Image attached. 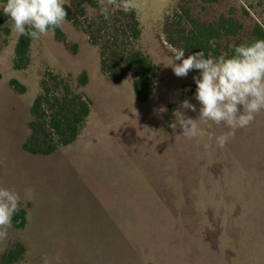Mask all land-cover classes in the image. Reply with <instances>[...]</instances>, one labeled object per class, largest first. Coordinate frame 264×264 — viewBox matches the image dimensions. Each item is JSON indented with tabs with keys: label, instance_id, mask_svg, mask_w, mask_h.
Wrapping results in <instances>:
<instances>
[{
	"label": "rangeland",
	"instance_id": "obj_1",
	"mask_svg": "<svg viewBox=\"0 0 264 264\" xmlns=\"http://www.w3.org/2000/svg\"><path fill=\"white\" fill-rule=\"evenodd\" d=\"M118 1L106 21L87 1L80 8L77 0H63L80 26L65 20L62 40L54 31L35 40L21 70L15 68L20 35L10 19L0 25V187L18 192L19 210L32 218L28 229L12 225L0 241V264L16 243L27 252L15 264L44 258L50 264H264V110L223 149L207 136H175L181 130L174 134L169 123L182 100L197 103V73L178 78L167 67L173 46L165 33V24L187 11L205 24L234 18L243 30L222 47L246 43L256 25L264 29V0H133L142 29L134 42L120 35L129 17ZM116 50H139L157 65L146 103L133 88L137 72L102 70ZM46 73L66 78L91 101L77 140L49 156L22 150ZM161 106L168 109L162 115ZM198 124L214 137L229 131L212 121Z\"/></svg>",
	"mask_w": 264,
	"mask_h": 264
},
{
	"label": "clouds",
	"instance_id": "obj_2",
	"mask_svg": "<svg viewBox=\"0 0 264 264\" xmlns=\"http://www.w3.org/2000/svg\"><path fill=\"white\" fill-rule=\"evenodd\" d=\"M99 14L110 21L114 0H98ZM120 8L125 13L133 10V0H119ZM3 14L10 17L13 30L31 40H39L49 31H55L68 16L63 0H6L0 5ZM171 67L178 78H186L190 72L195 84L192 103L189 99L180 102L173 113L175 119L169 127L175 134L188 140L207 136L209 141L223 149L235 136L237 129L250 126L257 114L264 110V39L251 43L233 45V54L229 57L221 54L218 57H206L202 51L185 55L183 48L171 47ZM197 105L199 106L197 108ZM168 109L161 106L158 114ZM188 111L197 113L194 119ZM178 114V117L175 115ZM198 121H212L226 126L229 131L213 136L202 129ZM205 148L209 144L204 145ZM20 195L18 192L0 187V241L6 240L12 220L19 211ZM57 261L59 257L57 256ZM43 264H50L44 258Z\"/></svg>",
	"mask_w": 264,
	"mask_h": 264
},
{
	"label": "trees",
	"instance_id": "obj_3",
	"mask_svg": "<svg viewBox=\"0 0 264 264\" xmlns=\"http://www.w3.org/2000/svg\"><path fill=\"white\" fill-rule=\"evenodd\" d=\"M86 1L93 8H99L98 0H77V6L82 8ZM119 2V1H118ZM205 4L217 3L218 0H203ZM68 11L66 20L72 21L75 27L80 26V22L71 14V7L64 4ZM124 14V11H121ZM129 17L128 28L122 27L120 35L128 39L137 41L141 37V23L136 11L133 9L127 13ZM10 17L0 11V25L8 22ZM243 30V26L238 24L232 17H222L215 23L205 24L193 19L189 12L184 11L183 15H177L172 21L165 24V33L168 43L176 48H183L185 55L196 51H202L206 57H218L221 54L231 56L233 45L222 47L224 38L238 36ZM5 33L9 34L10 29L5 28ZM56 38L62 40L60 27L55 29ZM256 39H264V29L256 25L251 38L246 43H251ZM35 40L27 36L20 35L15 48V68L18 70L26 68L31 46ZM240 42L234 45H239ZM1 50V43H0ZM112 63L102 60V70L109 74H116L125 67L127 71L137 72L138 77L134 80L133 88L136 98L140 103H146L154 93L153 79L158 77L159 69L148 56L141 51L134 50L122 52L114 51ZM113 77V75H112ZM2 73L0 72V80ZM114 79V78H112ZM119 80L123 75L118 76ZM87 76L81 79V84H87ZM11 86L17 87L21 93H26V87L17 80L11 81ZM91 112V101L82 93L75 92L66 78L46 73L41 82V92L35 99L31 115L33 120L29 123L31 130L30 139L22 145V150L33 155L49 156L59 149L73 144L77 138L80 127L85 122ZM28 224L27 213L19 210L12 220L15 228L22 229ZM26 246L23 243H16L8 249L1 257V264H15L23 260L26 256Z\"/></svg>",
	"mask_w": 264,
	"mask_h": 264
},
{
	"label": "crops",
	"instance_id": "obj_4",
	"mask_svg": "<svg viewBox=\"0 0 264 264\" xmlns=\"http://www.w3.org/2000/svg\"><path fill=\"white\" fill-rule=\"evenodd\" d=\"M36 205H37V204H36V202H35V203H34V207H36ZM34 207H33V208H34ZM33 211H34V210L31 211V216L33 215V214H32ZM31 220H32V218L30 217V218L28 219V221H29L28 225L31 223ZM28 227H29V226H27V229H28ZM27 229H26V230H27Z\"/></svg>",
	"mask_w": 264,
	"mask_h": 264
}]
</instances>
